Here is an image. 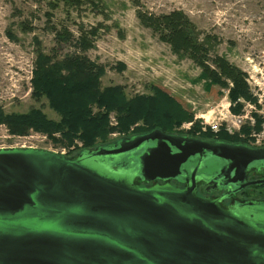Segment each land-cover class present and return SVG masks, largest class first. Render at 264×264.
<instances>
[{
  "label": "water",
  "instance_id": "water-1",
  "mask_svg": "<svg viewBox=\"0 0 264 264\" xmlns=\"http://www.w3.org/2000/svg\"><path fill=\"white\" fill-rule=\"evenodd\" d=\"M207 155L237 175L264 162V148L162 129L73 158L0 149V264H264V220L197 196L188 163ZM135 178L189 185L140 189Z\"/></svg>",
  "mask_w": 264,
  "mask_h": 264
},
{
  "label": "rangeland",
  "instance_id": "rangeland-1",
  "mask_svg": "<svg viewBox=\"0 0 264 264\" xmlns=\"http://www.w3.org/2000/svg\"><path fill=\"white\" fill-rule=\"evenodd\" d=\"M54 3L58 4L56 8L52 7ZM95 3L97 6L93 8L87 1L77 6L64 0H0V110L4 114L28 115L36 109L49 120L61 121V115L51 108L47 97L34 96L33 72L39 52L56 59L76 53L73 45H57L55 29H68L77 38L82 28L87 32L97 29L92 37L94 47L87 56L105 71L100 78L102 88L122 87L126 98L133 99L152 96V88L157 87L176 97L194 114L214 110L216 115L228 106L229 91L218 85L205 90L204 83L197 81L202 69L187 55L175 52L154 29L145 26L139 12L155 16L183 12L195 25L199 41L213 48L212 55L225 57L245 71L248 79H254L252 84L262 82L264 0H95ZM238 105L242 106L238 114L247 112L242 99L234 107ZM145 118H140L130 131L116 130L98 144L149 130ZM109 121L113 128L118 127L115 112L110 114ZM197 122L203 132L209 130H203L202 121L195 115L193 121L184 122L171 132L193 134ZM223 129L225 126L222 132ZM253 132L248 123L237 134L245 140L240 139L241 142L251 145ZM197 136L202 137L199 133ZM83 146L80 139L67 144L60 132L50 136L30 129L20 135L12 133L5 123L0 124V149L34 148L72 156Z\"/></svg>",
  "mask_w": 264,
  "mask_h": 264
},
{
  "label": "trees",
  "instance_id": "trees-1",
  "mask_svg": "<svg viewBox=\"0 0 264 264\" xmlns=\"http://www.w3.org/2000/svg\"><path fill=\"white\" fill-rule=\"evenodd\" d=\"M84 1L93 8L97 6L95 0H64L67 4L77 6ZM57 6V3L52 4L53 8ZM49 17L51 20V15ZM138 17L145 26L154 29L163 42L169 43L175 52L187 55L202 69L197 81L204 83L205 90H211L212 86L218 85L229 91L233 113L238 114L242 109L241 105L234 107L239 99L257 103L248 83L247 73L225 57L212 55L215 52L213 48L206 42L199 41L195 25L183 12L174 11L160 16L139 12ZM80 30V36L75 38L68 29H55L57 45H73L76 53L56 59L52 55L39 52L33 72L34 96L47 97L51 108L61 115V121L49 120L36 109H32L28 115H6L0 110V124L5 123L12 133L20 135L27 134L30 129L50 136L60 132L69 145L75 139H80L84 146L77 154L68 156L73 158L82 151L95 149L99 141H106L116 130L130 131L142 117H146L144 120L149 123L150 129L139 130L140 133L154 129L173 131L182 123L194 120L195 114L188 107L160 88L153 87L152 96H137L133 99L126 98L122 87L102 88L100 78L105 71L87 56L94 47L92 37L97 29L88 32L83 31V28ZM112 112L118 117L117 128L110 125L109 116ZM261 123L262 120L258 119L257 130L261 129ZM244 131L248 129L245 128ZM192 133L228 142H238L241 139L238 134L230 135L224 131L215 134L209 129L203 132L199 122L194 123Z\"/></svg>",
  "mask_w": 264,
  "mask_h": 264
},
{
  "label": "flooded vegetation",
  "instance_id": "flooded-vegetation-1",
  "mask_svg": "<svg viewBox=\"0 0 264 264\" xmlns=\"http://www.w3.org/2000/svg\"><path fill=\"white\" fill-rule=\"evenodd\" d=\"M150 131L134 133L118 139H115L98 146H105L117 142L123 138H131L135 135L147 134ZM169 134L197 138L211 141H224L218 138H204L185 131L171 132ZM228 142V141H227ZM234 144H245L254 149L258 147L251 146L244 142H230ZM195 157L188 163L192 169L197 168L196 173V194L200 198L217 204L222 210L241 216L246 221L264 220V162L250 164L243 172L242 165L239 164V174L236 170L233 172V166L230 162L209 157ZM226 165V166H225ZM214 168H210V167ZM208 167V169H205ZM245 176V177H244ZM190 178V177H188ZM134 187L143 188H173L184 190L189 184L178 180H156L153 182L144 181L141 178H135ZM248 221V222H249Z\"/></svg>",
  "mask_w": 264,
  "mask_h": 264
},
{
  "label": "built area",
  "instance_id": "built-area-1",
  "mask_svg": "<svg viewBox=\"0 0 264 264\" xmlns=\"http://www.w3.org/2000/svg\"><path fill=\"white\" fill-rule=\"evenodd\" d=\"M251 80L254 79H252L251 77V79H248V83L251 87L253 96L257 98V103L248 102L242 99L245 105L247 106V112H245L244 114L233 113L230 108L231 103L222 110H220L219 113L216 115L214 110H209L206 113L195 114L197 118L202 121V125L204 127L203 130H206L208 128L213 133L217 134L222 131V127L225 126V129L223 130L226 133L230 135H235L239 133L249 123L254 129L252 135L253 144L251 145L258 148H264V74L261 83L257 82L254 83V85L252 84ZM194 110L195 108H193V111ZM258 119L262 120L260 130L256 129ZM191 126L192 123L188 125L187 129H190Z\"/></svg>",
  "mask_w": 264,
  "mask_h": 264
}]
</instances>
